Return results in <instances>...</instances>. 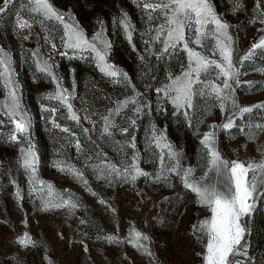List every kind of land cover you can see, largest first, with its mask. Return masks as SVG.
I'll return each mask as SVG.
<instances>
[{"label": "rangeland", "instance_id": "374dc122", "mask_svg": "<svg viewBox=\"0 0 264 264\" xmlns=\"http://www.w3.org/2000/svg\"><path fill=\"white\" fill-rule=\"evenodd\" d=\"M258 2L209 0L216 15L230 26L233 63L241 71L239 81L243 85L237 87L232 82L235 89L232 94L240 106L264 103V55L257 50L250 61L239 63L251 45L264 36L261 22L264 17L260 15L264 12V3L258 9ZM49 3L65 20L71 18L69 22L78 25L89 40L104 31L105 39L111 43L108 62L127 73L131 86L124 81L114 83L101 73L93 54L66 50L60 43L63 32L59 22H49L33 14L30 8L25 12L28 0H14L11 11L0 15V49L10 58L14 80L19 85L20 103L32 121L26 139L18 142L9 139L14 125L5 115L7 109L3 105L8 102V89L0 80V120L3 121L0 127V264H205L206 237L201 238L193 225L209 218L211 213L183 186L180 176L173 174L168 182H157L151 177H140L133 182L115 174L108 177L107 169L102 176L94 166L111 163L123 169L131 164L133 154L138 153V166L159 175V149L149 145L152 126H155L158 134L166 137L165 142L180 154V165L191 167L194 179L199 180L207 171L206 153L200 144L202 134L211 125L225 123L227 111L222 113L219 102L212 97H195L190 127L183 115L174 114L170 102L156 94L155 88L168 83L169 75L174 78L186 69L187 53L180 50L181 45L173 55L159 58L163 45L153 39L154 29L165 21L159 11L152 13L153 19H148V12L143 8L145 0H49ZM17 14L31 23L32 28L19 30ZM125 17L132 25L131 43L119 23ZM45 36L57 44L56 50L45 41ZM186 38L189 47L219 60L218 54L212 55L213 40L206 39L203 47H197L192 42L194 33L186 30ZM62 51L68 55H60ZM36 52L40 60H48L60 87L71 94L69 102L80 117L79 123L67 118L66 107L47 99L56 91L57 83L36 70L37 57L33 56ZM203 78L222 84V80L215 79L214 72ZM246 82H251V86ZM131 97L144 105L143 110L136 115L135 105L129 104L114 117L119 127H129V134L122 135L118 128H113L112 137L102 135L101 117L119 101ZM44 108L58 109L55 120L59 128L52 126V116ZM128 118L136 119L135 128L130 126ZM257 125H264V109L257 108L246 114L231 130L218 128L216 147L222 158L244 163L264 161V127ZM64 127L74 132L75 137L64 133L61 130ZM85 128L87 133L83 131ZM131 136H135V149L128 146ZM77 139L80 151L76 148ZM29 140L38 156L35 180L36 185L44 182L43 196L33 191L29 173L21 167V150L28 147ZM164 155L166 168L173 161L168 159L166 150ZM58 161L74 166L83 178L61 171L56 166ZM48 185L53 199L46 207ZM60 199H74L77 207L70 210L54 206ZM242 223L246 228L242 243L248 244V264H264V198L257 197L253 214ZM135 232L142 236L136 238ZM25 233L34 243L27 246L18 243V238ZM230 259L233 264L236 260L241 264L245 261L242 256Z\"/></svg>", "mask_w": 264, "mask_h": 264}, {"label": "snow or ice", "instance_id": "6c2138e0", "mask_svg": "<svg viewBox=\"0 0 264 264\" xmlns=\"http://www.w3.org/2000/svg\"><path fill=\"white\" fill-rule=\"evenodd\" d=\"M264 3V0H259V4ZM14 6V0H0V15L11 11ZM239 6L238 3L236 5ZM31 12L37 16L46 18L49 22L56 21L62 26L63 35L60 37V43L66 50H71L73 53L89 52L93 54V59L101 73L112 79L114 83L124 81L130 85V79L127 73L122 72L112 63L108 62V54L111 48L109 40L105 39L103 30L97 32L92 40H89L83 31L78 27L65 20L63 14L58 13L49 0H28V8L24 11ZM143 8L148 12V19H153L152 13L159 11L165 21L164 24L158 25L154 31L156 35L154 40L160 41L163 45L159 58L173 55L179 46L181 51L187 53V67L182 70L180 75L174 78L169 75L168 83L162 87L155 88L157 95L170 102L174 108V114L183 115L190 127L193 126L191 119V110L194 109L195 97H212L219 102V109L222 113H228L226 122L222 125H211L210 130L203 133L200 139V144L204 149L207 157V171L204 175L196 180L193 177L191 167L183 168L179 163V153L173 150L171 144L166 143V137L157 132L155 126H152V136L149 140L150 147L159 149V161L161 172L159 175L149 173L142 170L139 166V155L134 153L132 162L129 166L121 169L115 164L102 163L95 165L100 169L101 175H104V170L107 169V176L111 177L115 174L124 180L136 181L140 177H151L157 182H168L170 176L175 174L180 176L183 186L195 194L197 202L200 206L207 208L211 215L209 218H204L197 225H193L195 232L201 235V238L206 237V255L204 257L205 264H233L231 257L242 256L245 258L244 264H248V244L244 240L246 228L242 221L245 217H251L257 204V197L264 198V161L259 163L249 162L244 163L238 160L228 161L222 158L219 150L216 147V132L217 129L222 131L231 130L236 126V121L243 119L246 114L252 113L257 108L264 109V103L240 106L233 97V83L237 87H241L239 76L241 71L233 63V40L229 35V25L223 22L214 12L209 0H156L155 3L145 0ZM260 15L264 17V12ZM264 23V19L261 21ZM123 31L126 34L128 41L132 40V25L127 18L120 20ZM16 26L19 30L31 29L32 24L27 20L22 19L19 14L16 17ZM211 26V27H210ZM186 30L188 33H194L193 43L197 47H203L206 39L214 41L215 47L212 49V55H219V60L210 59L201 54L200 51L189 47L188 39L186 38ZM209 31L211 35L209 36ZM27 39L28 37H24ZM45 41L50 43L51 48L56 50L57 44L48 36L44 37ZM260 50L259 54L264 55V36H261L258 42H254L248 52L240 57L239 63L242 65L250 61ZM62 56H67V51L59 53ZM37 57L35 62L36 70L42 74L51 77L57 83V89L54 93L49 94L47 99L58 101L66 107L68 116L71 121L79 123L80 117L77 115L73 105L69 102L71 94L67 89L60 87V82L53 73V66L48 60H40L38 52L33 53ZM143 57H141L142 59ZM215 73L216 80H222V84L208 81V74ZM0 80L4 81V87L8 89V102L3 105L6 108L7 115L14 129L9 139L13 142H18L19 139H26L27 134L32 127V121L26 110L20 103L18 96L19 85L14 80V74L11 69V61L8 55L0 49ZM251 86V82H246ZM131 86V85H130ZM133 91H134V86ZM139 95L138 93L136 94ZM129 104L135 105L134 113L138 115L144 108L143 104H139L135 97L125 98L119 101L115 108L109 109L107 115L101 117L103 128L101 134L107 138L113 136L111 129L118 128L122 135L129 134V127H119L114 120L115 116L120 115L121 111L128 107ZM150 108V105L148 106ZM2 110V109H0ZM52 116V126L59 128L56 123L55 116L57 108H44ZM89 119V117H85ZM129 119V124L132 128L136 126V119ZM3 126V121L0 120V127ZM256 127H264L257 125ZM64 133H70L75 137V133L67 127L61 129ZM243 131V129H241ZM85 133L88 129H83ZM19 134V136L17 135ZM135 149V136H131L129 145ZM76 148L81 150L80 141L76 140ZM165 150L167 157L173 161L166 168L163 165L165 159ZM22 163L21 167L29 173L30 182L34 185L33 191L41 196L44 192V182L40 181L36 185V171L38 164V156L34 151V145L29 140L28 147L21 150ZM63 162H57L56 166L61 171H67L78 178H83L82 173L72 165H63ZM209 173L212 174L210 177ZM87 183V181H85ZM48 200L45 202L47 207L52 203L53 193L51 186H47ZM19 196V192H17ZM165 197V200H168ZM103 203V201H101ZM56 207H69L75 209L77 202L74 199H60ZM83 223V221H81ZM141 233L135 232V237L140 238ZM109 239H114L109 237ZM143 239H147L146 236ZM18 243L23 246L34 243L27 233L18 238ZM137 247L143 245L137 244ZM150 254V253H149ZM235 264H241L240 260H236Z\"/></svg>", "mask_w": 264, "mask_h": 264}]
</instances>
